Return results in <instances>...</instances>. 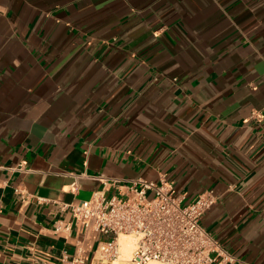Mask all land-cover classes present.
<instances>
[{"label": "crops", "instance_id": "1", "mask_svg": "<svg viewBox=\"0 0 264 264\" xmlns=\"http://www.w3.org/2000/svg\"><path fill=\"white\" fill-rule=\"evenodd\" d=\"M161 176L264 264V0H0V264H70L62 204Z\"/></svg>", "mask_w": 264, "mask_h": 264}, {"label": "built area", "instance_id": "2", "mask_svg": "<svg viewBox=\"0 0 264 264\" xmlns=\"http://www.w3.org/2000/svg\"><path fill=\"white\" fill-rule=\"evenodd\" d=\"M110 182L115 183L116 179ZM107 183L103 181L104 186ZM15 192L22 195L17 189ZM216 201L214 190L207 188L182 204L164 176L157 182L132 179L126 194L107 196L104 188L95 190L87 199L62 204V209L70 212L72 224L83 234L74 245L69 263L87 264L85 241L93 234L98 238L92 259L96 253L106 258L118 257V236L128 234L134 238L131 264L233 263L236 259L200 224L201 216Z\"/></svg>", "mask_w": 264, "mask_h": 264}, {"label": "bare ground", "instance_id": "3", "mask_svg": "<svg viewBox=\"0 0 264 264\" xmlns=\"http://www.w3.org/2000/svg\"><path fill=\"white\" fill-rule=\"evenodd\" d=\"M118 243V252H119V258L120 261H126L130 260L131 256V251L134 247V238L131 235L128 234H120L117 239ZM118 258V259H119ZM124 263H119V264H124ZM94 264H105L102 260H97ZM112 264V263H108ZM148 264H166V263H158V261H150Z\"/></svg>", "mask_w": 264, "mask_h": 264}, {"label": "rangeland", "instance_id": "4", "mask_svg": "<svg viewBox=\"0 0 264 264\" xmlns=\"http://www.w3.org/2000/svg\"><path fill=\"white\" fill-rule=\"evenodd\" d=\"M149 197L151 196V193L148 195ZM132 252V251H131ZM119 258V255L118 257L116 258H106V257H103L101 256L99 253H96L95 254V257H94V260L93 261L94 263L96 262V260H102L105 264H108V263H112V264H119L120 262L121 263H124V261H120V258ZM93 263V264H94ZM159 263V262H158ZM161 263V262H160ZM124 264H131L130 261H126Z\"/></svg>", "mask_w": 264, "mask_h": 264}]
</instances>
